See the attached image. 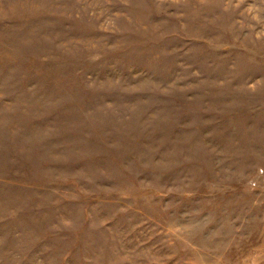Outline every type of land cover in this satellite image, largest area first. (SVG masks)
<instances>
[{"label": "rangeland", "instance_id": "374dc122", "mask_svg": "<svg viewBox=\"0 0 264 264\" xmlns=\"http://www.w3.org/2000/svg\"><path fill=\"white\" fill-rule=\"evenodd\" d=\"M0 264H264V0H0Z\"/></svg>", "mask_w": 264, "mask_h": 264}]
</instances>
